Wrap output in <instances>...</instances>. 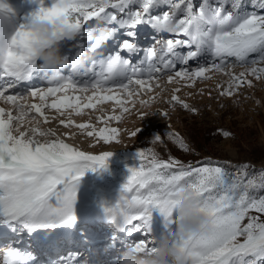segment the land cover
Wrapping results in <instances>:
<instances>
[{
  "label": "snow or ice",
  "instance_id": "snow-or-ice-1",
  "mask_svg": "<svg viewBox=\"0 0 264 264\" xmlns=\"http://www.w3.org/2000/svg\"><path fill=\"white\" fill-rule=\"evenodd\" d=\"M35 2L27 21L0 43V264H119L125 249L132 264H143L158 239L173 241L183 264H264V195L258 191L264 190V170L257 177L247 163L165 158L156 148L165 138L190 151L186 138L169 125L163 135H152L150 146L135 147L118 197L101 202L107 231L100 249L74 226V201L84 169L105 165L113 151H83L62 138L71 132L42 126L54 110L59 125L92 128L102 141L119 142L120 129L105 122H122L137 104L140 117L159 113L171 119L167 109L152 105L172 84L177 87L163 96L167 105L199 114L177 94L179 86L216 76L218 97L239 103L245 86L254 89L264 81V0ZM33 17L59 19L58 41L75 37L62 71L49 74L37 58V47L47 42L28 29ZM145 26L153 34L141 47L136 37ZM78 49L91 53L86 65L76 58ZM141 52L139 59L131 56ZM106 101L111 110L102 106ZM83 110L90 112L79 123L70 118ZM126 131L135 137L140 128ZM185 190L197 196L211 220L200 234L175 237L173 200ZM80 243L88 247L79 249ZM70 246L76 250L50 258Z\"/></svg>",
  "mask_w": 264,
  "mask_h": 264
},
{
  "label": "rangeland",
  "instance_id": "rangeland-1",
  "mask_svg": "<svg viewBox=\"0 0 264 264\" xmlns=\"http://www.w3.org/2000/svg\"><path fill=\"white\" fill-rule=\"evenodd\" d=\"M0 2L7 6L0 9V33L10 32L20 23H25L30 13L37 7L35 0H0ZM48 2L49 0H45V4ZM194 2L198 3L199 0H194ZM152 34L146 26L139 29L136 39L140 42L141 47L151 41ZM74 40L75 37H64L58 41L59 52L63 54L72 51L69 46ZM121 54L128 55L126 50H122ZM141 55H143L142 52L131 54L135 59H139ZM219 79L220 77L216 76L210 80L197 81L194 86H184L183 84L179 86L180 91L177 94L190 104L196 105L199 114H190L178 105L173 107L167 105L163 96L170 95L171 88L177 87L172 84L168 86V91L161 93V98L152 105L153 108L167 109L171 119L161 116L159 113L140 117L136 115V108L140 107L137 104L130 114H125L122 122H105L106 126L120 129L119 142L102 141L95 135L92 128L80 130L74 126L59 125L58 114H54V110L47 111L49 119L42 126L53 127L58 134L66 131L71 132V136L62 137L66 139V142L80 147L83 151L93 153L113 151L105 165L85 168L79 177L77 196L74 201L76 213L74 226L77 230L83 229L84 233L92 238L91 240L95 238L100 240V236L107 231L106 220L95 223L98 219L96 215H101L105 219L101 202L112 203L118 197L120 186L128 173L126 165H132L135 162L133 159L135 147L150 146L152 135L156 133L163 135L169 125L186 138L190 151L181 150L172 141L165 138L163 144H156L157 151L163 157L166 158L171 154L186 163L207 158L225 160L232 164L247 163L248 170L259 177L261 171L264 170V81L256 82L254 89H248L245 86L240 93V102L234 103L227 96L218 97V90L214 88V85ZM197 89L202 90L197 91ZM186 92H191L192 95L186 96ZM209 92L212 93L211 96H209ZM244 92H248L252 98H246ZM36 99L38 101V98ZM0 106H4L2 100H0ZM102 106L106 111L111 110V102L106 101ZM89 112L90 110H83L81 113H72L70 118L79 123L87 117ZM65 116H67V112H65ZM92 123L96 126L95 131H99L100 123L94 118ZM135 127H139L140 131L135 137H129L126 130ZM217 128H222L230 132L231 135L224 136L222 132L217 133ZM88 132H92L93 135L89 137ZM93 140L96 142L93 143ZM258 191L259 194L264 195V190ZM84 215L90 217L88 221H84ZM153 222L155 223V221ZM97 243L92 246L103 249V242ZM78 247L79 249L86 248L88 243H80ZM68 248L56 251L55 255L50 258L54 259L61 252L64 254Z\"/></svg>",
  "mask_w": 264,
  "mask_h": 264
},
{
  "label": "clouds",
  "instance_id": "clouds-1",
  "mask_svg": "<svg viewBox=\"0 0 264 264\" xmlns=\"http://www.w3.org/2000/svg\"><path fill=\"white\" fill-rule=\"evenodd\" d=\"M28 29L37 37L39 42H47L44 47H37V58L44 65L49 74L60 72L67 63V54L59 52L58 29L61 27L59 19L49 20L42 17H33L27 22ZM14 31V30H12ZM0 33V43H6L11 32ZM103 31V28H100ZM66 35H71L67 32ZM91 53L78 49L75 54L81 65H86ZM175 211V237H185L189 234H200L207 230L210 224V216L199 209L200 201L193 192L185 190L173 200ZM129 252L125 249L121 253L120 264H132L128 259ZM184 254L171 240L158 239L153 245L150 258L143 264H183ZM138 264V262H137Z\"/></svg>",
  "mask_w": 264,
  "mask_h": 264
},
{
  "label": "bare ground",
  "instance_id": "bare-ground-1",
  "mask_svg": "<svg viewBox=\"0 0 264 264\" xmlns=\"http://www.w3.org/2000/svg\"><path fill=\"white\" fill-rule=\"evenodd\" d=\"M17 17V16H16ZM111 109V108H110ZM142 110H144V109H142ZM85 216V215H84ZM83 216V217H84ZM96 216H98V219L95 221V223H99V222H101V221H105L106 219H104V218H102L101 217V215H96ZM89 216L87 215V216H85V218H84V221H88L89 220ZM92 219V218H91ZM92 242H91V244H93V245H96V244H98L97 242H99V241H101V240H99V239H97V238H95V239H93V240H91ZM73 250H76V249H74V248H68L66 251H65V253L63 254L62 252L61 253H59L57 256H62V255H65V254H67L66 252H69V251H73ZM122 253V252H121ZM121 253H120V261H121ZM119 264H120V262H119Z\"/></svg>",
  "mask_w": 264,
  "mask_h": 264
}]
</instances>
